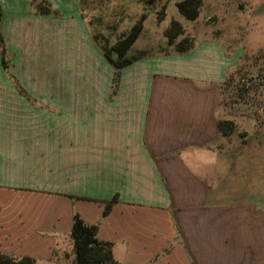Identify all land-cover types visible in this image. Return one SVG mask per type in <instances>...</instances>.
<instances>
[{"label": "crops", "instance_id": "1", "mask_svg": "<svg viewBox=\"0 0 264 264\" xmlns=\"http://www.w3.org/2000/svg\"><path fill=\"white\" fill-rule=\"evenodd\" d=\"M48 1L55 13H37L32 0H0V36L6 18L27 10L51 18L53 3L72 0ZM75 21L87 59L85 26ZM96 58V89L86 77L91 84L71 93L57 125L55 108L24 89L9 65L25 92L17 90L0 54V255L61 264L69 247L75 260L79 216L98 227L120 264H264L263 204L225 202L218 110L232 59L224 45L209 39L186 54L137 58L114 95L115 70L104 53ZM40 108L53 112L43 138Z\"/></svg>", "mask_w": 264, "mask_h": 264}, {"label": "rangeland", "instance_id": "2", "mask_svg": "<svg viewBox=\"0 0 264 264\" xmlns=\"http://www.w3.org/2000/svg\"><path fill=\"white\" fill-rule=\"evenodd\" d=\"M184 1L72 0L56 4L51 0L58 12L51 18H41L33 10L8 17L1 32L10 72L39 102L55 108L58 125L64 122L60 111L69 106L71 93L91 84L86 77L92 78V90L96 89L97 51L109 52L144 17L143 31L127 56L130 59L174 54L184 38L194 45L218 40L232 59L231 82L220 97L218 110L219 119L231 123L221 140L227 161L225 202L229 205L255 197L264 208V0H202L196 21L179 13L177 5ZM75 18H81L85 26L87 59ZM173 21L182 25L185 34L169 46L165 33ZM4 78L0 65V89H5ZM6 89L14 90L9 81ZM52 113L40 108L42 138L53 122ZM73 256L67 247L66 259L58 261L74 264Z\"/></svg>", "mask_w": 264, "mask_h": 264}, {"label": "trees", "instance_id": "3", "mask_svg": "<svg viewBox=\"0 0 264 264\" xmlns=\"http://www.w3.org/2000/svg\"><path fill=\"white\" fill-rule=\"evenodd\" d=\"M34 10L39 14H52L55 11L48 0H32ZM179 13L188 21H196L199 18L202 0H186L177 5ZM3 19V11L0 5V24ZM145 17L133 28L131 34L110 48L109 52L104 53V57L108 63L114 68L115 74L113 79L112 91L113 95L117 92L121 79V71L133 64L136 59L128 58V53L134 46L139 36L143 31V23ZM185 34L182 25L173 21L170 28L166 31L165 37L169 41V46H174L175 41ZM194 42L190 38H184L176 45V54H186L194 49ZM0 54L2 67L13 80L16 88L20 92H25L17 79L9 72V63L7 61V48L4 38L0 36ZM229 76V74H228ZM226 78L225 82L220 87V97L223 91L230 84V78ZM230 122L219 119V130L221 136H227L228 126ZM118 197L115 196L111 201L106 202L104 215L107 216L112 206L117 203ZM71 239L75 249L74 264H120L113 257L112 245L101 241L98 238V227L85 223L79 216L74 219V225L71 231ZM0 264H35V260L31 258L14 259L9 256L0 255Z\"/></svg>", "mask_w": 264, "mask_h": 264}]
</instances>
